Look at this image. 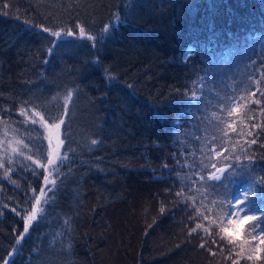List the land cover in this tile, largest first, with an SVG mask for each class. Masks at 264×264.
I'll use <instances>...</instances> for the list:
<instances>
[{
  "label": "trees",
  "instance_id": "1",
  "mask_svg": "<svg viewBox=\"0 0 264 264\" xmlns=\"http://www.w3.org/2000/svg\"><path fill=\"white\" fill-rule=\"evenodd\" d=\"M29 20L77 33L83 26L96 40L55 38L48 54L53 38ZM37 111L50 124L64 120L67 160L28 233L17 213L43 188L33 170L43 171L23 159L7 174L0 168L3 260L232 264L254 235L251 222L235 245L221 231L234 196L252 185L245 212L264 213V132L256 127L264 125V0H0V156L17 137L44 160L30 122ZM242 150L244 162L210 178L222 156ZM198 213L215 222L193 219ZM197 223L208 233L191 232Z\"/></svg>",
  "mask_w": 264,
  "mask_h": 264
},
{
  "label": "snow or ice",
  "instance_id": "2",
  "mask_svg": "<svg viewBox=\"0 0 264 264\" xmlns=\"http://www.w3.org/2000/svg\"><path fill=\"white\" fill-rule=\"evenodd\" d=\"M7 14V13H5ZM119 13L117 12L115 19H119ZM29 25H34V22L29 20L27 21ZM36 27H39L43 32L50 33L51 37L53 38L50 40L49 46L46 48V52L48 54H52L54 49L57 45V40L55 38H61L63 36H79L84 37L90 40L95 41L96 37L86 35V30L83 26L80 27L79 32L77 33L74 30H68L67 28H61L59 30H53L52 28L45 27L43 24L34 25ZM111 29V23L108 25H105L103 31H109ZM60 40V41H61ZM96 62H99L100 58L99 56L95 57ZM47 60H44L43 63H47ZM105 73L107 75V78L111 81L116 79V77L110 72V70L105 69ZM259 82H257L258 84ZM259 91L260 89L257 88ZM252 95H255V93H252ZM195 98V97H194ZM257 104H260V100L255 101ZM236 112H239V109L237 108L235 110ZM22 114H26V110H22ZM36 117L38 119H31V123L33 125H42L44 128L48 131V151L45 156V162H41L40 160H36L35 163L39 166L40 169H47L48 166H51L53 170L57 168V166L63 161L64 156L61 155L59 149L63 145L64 141L60 139V126L64 124V120H59L58 123H52L49 124L47 120L44 119L43 116H41L40 112L35 113ZM231 115V113H230ZM246 115V114H245ZM232 130L235 131V125H232ZM256 127L260 130V132H264V125L257 124ZM9 144L12 142L9 141ZM21 145H23V149L28 148V144H25L24 141L19 142ZM93 143H97V141L93 140ZM247 144H256L257 139L255 136L250 138L247 142ZM0 147H3V145H0ZM7 151V149H5ZM12 151L14 153H18L20 157H24V150H22L20 147L13 148ZM225 151H230V149H225ZM217 156H221V153L218 151L216 153ZM224 160V165L217 168L216 164H213V169H216L215 171H212L210 173V178L213 181H216L220 178L221 174H224L227 169L230 167H235L234 162H244L245 160V151L242 150L241 156L237 157L235 155L232 156H222L221 157ZM260 160H264V155L259 156ZM28 160H32V157L29 156ZM257 157L252 155L251 153H247L246 155V161L252 162L256 161ZM229 161H232V163H229ZM0 168H3L5 171V174L12 171V167L8 161L0 160ZM34 174L37 176H43L45 187H47L49 184L52 186H55L56 181L52 180L49 181V176L52 174L51 172L48 173V175H44L43 172L33 170ZM205 177L201 176V180H204ZM262 182H264V178H262ZM12 183H15L13 180ZM48 191H51V188H48ZM32 192L34 193V196L32 199L35 201V208H31L29 210H24L23 219L25 221L23 233H28L30 226L32 223L37 219L38 213L42 211L40 205L42 203V198L46 197V192L44 188H41L39 190L38 195L36 194L37 190L35 188L32 189ZM182 193H177V196H180ZM248 193H245V198L247 197ZM46 202V201H45ZM194 203V201H187L185 203V207L188 206V204ZM227 203L231 204V201H227ZM238 204H243L244 201H238ZM223 205H221V208ZM193 211H196L195 207L192 209ZM12 211L16 212L17 210L15 208L12 209ZM160 211L163 213L165 209L161 207ZM207 212V209H205V213ZM205 213H198L196 217L193 219L195 220H203L207 221L209 223H214V220H210L209 216ZM2 214V212H0ZM20 215L21 213H17ZM227 216L231 217L226 221L227 226H224L221 228V231L224 233V236L227 238V240L232 243L236 244L238 237L236 236V233L241 229V226H247L249 222H251V228L253 230L254 235L251 238V241L244 239L243 244L240 247V251L235 254V258L232 259V264H241L242 261L247 262L251 261L252 264H258L260 261H264V220H262V217H264V213L261 214H245L240 218H236L232 212L226 213ZM198 229L203 230L206 234L209 231V228L205 226L204 223H197L195 228L191 229V232L196 233ZM24 239V235L20 234L17 238V243H19L21 240ZM239 239H243V237H239ZM248 245V248L245 249L243 245ZM203 246V245H202ZM17 249L15 247L12 248V251L8 253L9 256H13L16 253ZM215 255V253H213ZM231 257V254H230ZM0 260H2L3 264H9L8 260H3L2 257H0Z\"/></svg>",
  "mask_w": 264,
  "mask_h": 264
},
{
  "label": "rangeland",
  "instance_id": "3",
  "mask_svg": "<svg viewBox=\"0 0 264 264\" xmlns=\"http://www.w3.org/2000/svg\"><path fill=\"white\" fill-rule=\"evenodd\" d=\"M86 35H89V34L86 33ZM65 37H79V36H65ZM31 119H38V117H36V115H35L33 118H30V121H31ZM37 136L41 140V143H42L41 149H42L43 155H44V160L41 161V162H45V156H46L48 148H49V146H48V131H47V129L44 128L42 125H38ZM37 136L35 135L34 138H38ZM60 139L62 140L61 126H60ZM9 141H11L12 143L9 144L8 143ZM20 141H23L22 138H17V137H12L11 140L6 141V148L5 149H7V152L4 151V152L1 153L0 160L8 161L10 163V165H11V163L13 161H15V160L23 159V160L29 161L28 157L31 156L32 157L31 161L33 163H35V161L38 159L37 158V155H38L37 151H35L33 153L28 152L26 149H23V145H21L19 143ZM16 147H20L22 150H24V157H20L18 153H14L12 151V149L16 148ZM59 151H60L61 155L64 156L62 154V152H61L62 151V146L59 149ZM66 160H67V158L64 156L63 161L57 166V168L55 170H53V168L51 166H48V168L46 170L45 169H40L39 166L36 163H35V167L34 168H36L37 170H41V171L45 172V175H48V173L51 172L52 174L49 176V181H52V180L57 181L60 178V175L62 173V166H63V164L65 163ZM1 169H3V168H1ZM12 169H13V167H12ZM43 188L45 189V192H46V195H47L48 192H49L48 188H52V185L49 184L47 187H45V184H44ZM251 190H252V185L248 184V185H246L244 187V189L240 193H238L236 196H234V199H233L234 205L233 206L235 207V209H233V211H234L233 215L236 218H240L243 215L247 214L245 212V204L244 203L243 204H238L237 202L241 201V200H244L245 199L244 194L245 193H249ZM38 193H39V191L36 192L37 195H38ZM33 196H34V193L31 194L28 202L24 206L20 207V209L18 210V212L21 213L19 216L23 220V223H25V221L23 219L24 210H29L31 208H35L36 207L35 201H34V199H32ZM45 199H46V197L42 198V203H41L40 207H42V204L45 202Z\"/></svg>",
  "mask_w": 264,
  "mask_h": 264
}]
</instances>
